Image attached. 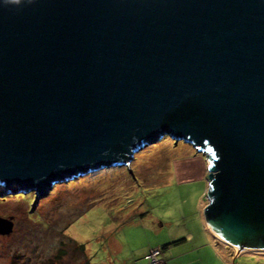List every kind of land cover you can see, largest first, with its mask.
<instances>
[{
    "label": "water",
    "instance_id": "95a60500",
    "mask_svg": "<svg viewBox=\"0 0 264 264\" xmlns=\"http://www.w3.org/2000/svg\"><path fill=\"white\" fill-rule=\"evenodd\" d=\"M166 136L208 154L214 235L264 251V0H0V192Z\"/></svg>",
    "mask_w": 264,
    "mask_h": 264
},
{
    "label": "rangeland",
    "instance_id": "374dc122",
    "mask_svg": "<svg viewBox=\"0 0 264 264\" xmlns=\"http://www.w3.org/2000/svg\"><path fill=\"white\" fill-rule=\"evenodd\" d=\"M191 154L206 158L166 136L126 166L61 178L48 193L36 196L34 188L0 192V216L7 220L1 230L10 222L13 228L0 234V264H148L156 249L163 251L159 260L173 264L189 246L165 250L166 245L210 230L208 177L185 182L192 176ZM202 164L206 175L208 162ZM226 252V264H264V251Z\"/></svg>",
    "mask_w": 264,
    "mask_h": 264
},
{
    "label": "crops",
    "instance_id": "0c3cea01",
    "mask_svg": "<svg viewBox=\"0 0 264 264\" xmlns=\"http://www.w3.org/2000/svg\"><path fill=\"white\" fill-rule=\"evenodd\" d=\"M192 155V154H191ZM190 161V164L188 167H190L191 170V178H189L185 182H191V181H202L205 180V171L204 166L202 164V161H204L203 156H197L192 155L188 157V162ZM201 163V164H200ZM196 166V170L195 169ZM200 168L202 170L199 172ZM198 170V171H197ZM196 173H199L201 176H193L197 175ZM207 232V233H206ZM206 232L200 231L198 232L197 237L187 236V238L184 242L179 243L178 245H171L172 247H178L182 244H186L189 246V250L185 253L182 252L178 259L175 258L173 264H209L215 262H223V264H226L227 259V248L225 244H222L221 241L216 239L208 230ZM221 249H220V248ZM171 247L165 249L168 250ZM226 249V250H225ZM234 255L237 254V256L242 255L241 253H233ZM261 254V253H258Z\"/></svg>",
    "mask_w": 264,
    "mask_h": 264
},
{
    "label": "bare ground",
    "instance_id": "6f19581e",
    "mask_svg": "<svg viewBox=\"0 0 264 264\" xmlns=\"http://www.w3.org/2000/svg\"><path fill=\"white\" fill-rule=\"evenodd\" d=\"M198 151V150H197ZM200 153H201V155H205L206 156V158H204V160H206V162H208V160H207V157H208V155L206 154V152H198V154L200 155ZM205 153V154H204ZM208 166H209V162H208ZM194 170H196V166H195V169ZM209 175H210V171H208V173H206V177H208V182H209V188H210V184H211V182H212V180L209 178ZM206 180V179H205ZM210 198V197H209ZM212 202V200H211V198H210V203ZM206 221V224H207V220H205ZM207 227H209L208 226V224H207ZM210 229V228H209ZM209 232H212L211 231V229L210 230H208ZM213 233V232H212ZM213 235H214V233H213ZM214 237L216 238V239H218V240H220L216 235H214ZM220 241H222V240H220ZM224 242V241H223ZM228 248H232L234 251H237L236 253H241V254H243V253H250L249 251H253V250H248V251H245V252H243V251H241V250H239V249H236L235 247H233V246H231V245H229L228 244ZM150 253H151V251H150ZM168 264V263H167Z\"/></svg>",
    "mask_w": 264,
    "mask_h": 264
},
{
    "label": "built area",
    "instance_id": "2783aa9c",
    "mask_svg": "<svg viewBox=\"0 0 264 264\" xmlns=\"http://www.w3.org/2000/svg\"><path fill=\"white\" fill-rule=\"evenodd\" d=\"M160 250L156 249L151 252V255L148 256V259L150 260L151 264H160Z\"/></svg>",
    "mask_w": 264,
    "mask_h": 264
},
{
    "label": "trees",
    "instance_id": "16d2710c",
    "mask_svg": "<svg viewBox=\"0 0 264 264\" xmlns=\"http://www.w3.org/2000/svg\"><path fill=\"white\" fill-rule=\"evenodd\" d=\"M186 239H182V240H179V241H174L173 243L169 244V245H166L163 249H167L169 248L171 245H178L179 243L181 242H184ZM160 250V249H159ZM161 252V255H162V250H160ZM90 263H91V260H90ZM148 264H151L150 260L148 261ZM160 264H167L166 261H163V260H160Z\"/></svg>",
    "mask_w": 264,
    "mask_h": 264
},
{
    "label": "clouds",
    "instance_id": "9594fccd",
    "mask_svg": "<svg viewBox=\"0 0 264 264\" xmlns=\"http://www.w3.org/2000/svg\"><path fill=\"white\" fill-rule=\"evenodd\" d=\"M6 5H20L21 0H4Z\"/></svg>",
    "mask_w": 264,
    "mask_h": 264
}]
</instances>
